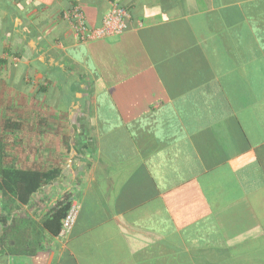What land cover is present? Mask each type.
<instances>
[{"label": "crops", "instance_id": "1", "mask_svg": "<svg viewBox=\"0 0 264 264\" xmlns=\"http://www.w3.org/2000/svg\"><path fill=\"white\" fill-rule=\"evenodd\" d=\"M72 3L126 28L81 42ZM0 62L2 164L56 169L0 191V264H264V0H0Z\"/></svg>", "mask_w": 264, "mask_h": 264}, {"label": "trees", "instance_id": "2", "mask_svg": "<svg viewBox=\"0 0 264 264\" xmlns=\"http://www.w3.org/2000/svg\"><path fill=\"white\" fill-rule=\"evenodd\" d=\"M8 5L9 7L5 9L7 12L12 13L14 10L16 11V9L11 6L10 2H8ZM73 5H75V3H72L69 7ZM11 54L13 53L11 52ZM1 61L5 62L6 60ZM2 62H0V66ZM15 111H17L16 108ZM2 119L3 120H0V127L5 130L18 129L22 126V122L15 120L12 116H5ZM2 140L3 137H0V191L4 195L16 197L21 203H26L47 180L54 176L56 169L47 172L37 169H22L15 166L3 165L2 163L5 162V156L7 155L3 148ZM71 202V195L66 194L57 201L53 210L48 214L44 224L47 228L51 229L52 233L59 234V232H61L62 220L67 214Z\"/></svg>", "mask_w": 264, "mask_h": 264}, {"label": "built area", "instance_id": "3", "mask_svg": "<svg viewBox=\"0 0 264 264\" xmlns=\"http://www.w3.org/2000/svg\"><path fill=\"white\" fill-rule=\"evenodd\" d=\"M64 15L70 21L73 33L81 42L122 33L127 25L126 19L130 16L126 8L116 4H113L106 12L102 25L99 27H90L87 24L85 12L79 5L69 7ZM79 208L80 206L77 200H72L71 206L62 220L61 235H65L71 231L76 221Z\"/></svg>", "mask_w": 264, "mask_h": 264}, {"label": "rangeland", "instance_id": "4", "mask_svg": "<svg viewBox=\"0 0 264 264\" xmlns=\"http://www.w3.org/2000/svg\"><path fill=\"white\" fill-rule=\"evenodd\" d=\"M4 100H6V99H4ZM13 107H14V105H10V104L8 105V104H1L0 103V112H14ZM14 108H18V107L15 106ZM18 109H20V108H18ZM20 111H24L25 113H27V112L29 113L31 111V106L30 105H23V107ZM1 120H3V119H1Z\"/></svg>", "mask_w": 264, "mask_h": 264}]
</instances>
